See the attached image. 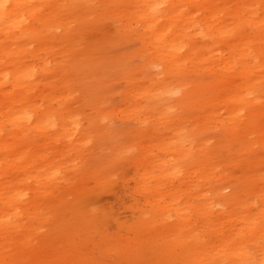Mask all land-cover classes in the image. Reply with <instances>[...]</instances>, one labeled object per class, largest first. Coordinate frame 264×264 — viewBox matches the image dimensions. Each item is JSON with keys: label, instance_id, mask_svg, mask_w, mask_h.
I'll use <instances>...</instances> for the list:
<instances>
[{"label": "rangeland", "instance_id": "obj_1", "mask_svg": "<svg viewBox=\"0 0 264 264\" xmlns=\"http://www.w3.org/2000/svg\"><path fill=\"white\" fill-rule=\"evenodd\" d=\"M55 1L53 24L0 35V237L41 264H264V0H180L223 21L154 27L180 47L198 27L175 77L126 1Z\"/></svg>", "mask_w": 264, "mask_h": 264}, {"label": "bare ground", "instance_id": "obj_2", "mask_svg": "<svg viewBox=\"0 0 264 264\" xmlns=\"http://www.w3.org/2000/svg\"><path fill=\"white\" fill-rule=\"evenodd\" d=\"M84 1L88 2L92 7L94 4H96L95 1H98V0H84ZM101 1L104 3L105 7L108 6L109 1H112L113 3L118 2V1H114V0H101ZM120 1H123V2L126 1V3H125L126 8H125V10H121V12L125 13V15L129 16L131 20H134V19L138 20L139 22L142 23V26L145 29H147V31H146L147 33L145 35H141V39L143 41V44L145 45L146 50L151 51L150 56L152 57V59H157V60H160L161 62L163 60L166 61L165 63L161 64L163 70L159 71V73H158L159 75L166 76V77H175L176 75H181V76L187 75L186 73H181L180 70L179 71H176V70H178V68H179V61L180 60H183L184 62L192 61V58L190 56V50H186L185 46L190 42H193L196 44L198 43V41L196 42L197 36L199 34V33H197L198 27L194 26V28H195L194 31L189 32V33H193V34H191L188 37V39H187V34L185 33L184 36H185L187 41H185L183 46L180 47L179 44L176 43V40H177L176 37H174L173 35L169 34V35H171V36H169L170 39L163 38L162 31H164V30L163 29L155 30L156 28H154V27L156 25H163L164 21L172 22V21L180 20L183 23L182 25L183 26L186 25V27H187L193 21H195V23L197 25L198 24L204 25L208 29H211V31L214 32L215 30L219 31L220 29L211 25V19H213L216 22H222L223 21L222 15L218 14L219 9H222L221 6H217L215 9H211V7H209L208 10L211 12V16L205 17V16H199L198 14H196L198 11L199 12L201 11V8H205L203 5H200L199 6L200 8H197L198 11L188 10V9L181 11L180 8L178 7V5L180 4L179 3L180 0H176L177 4L173 0L169 4V6L166 7L165 9H164V6H165V3L167 2V0L164 3L163 2L160 3V2L155 1V0H120ZM190 1H192L194 4H198V2H197L198 0H190ZM44 3L48 4V2H46V0H0V35H6L8 37H11L13 42H17L20 39V37L23 34H26L28 31L29 32L36 31L38 23H41V24L47 25V26L53 24L54 20L52 19L51 16H49V14H55L57 12L56 10L61 8L63 3L60 4L59 1H55V4L57 5L56 6L53 4V0H51V8H53V11L50 12L49 14H45V11L43 8ZM172 4H175L176 7ZM171 5L174 7H172ZM246 6H247V4H246ZM55 8H57V9H55ZM53 18H55V17H53ZM31 19H33L35 21V23L29 22V20H31ZM127 28H128V26H127ZM190 28H191V26L188 27V29L186 31H188ZM148 29H153V30H148ZM121 31L125 32L126 28L125 27L121 28ZM43 33H45L48 38L51 36V35L50 36L47 35V32L43 31ZM1 40L3 41V39H0V45L3 44V42ZM24 50H26V49H24ZM9 51H10V49H8V48L0 50V56H2V54L4 56ZM26 52L27 51H24V53H26ZM245 54H246V51L244 49H240V55L245 57ZM244 61L246 64L247 58H244ZM194 64H197V63L194 62ZM20 65H22V64H20ZM229 65L230 64H229L228 60L227 59L224 60V67L226 68ZM174 66L176 68H174ZM246 66H249V64H246ZM204 70H206V69H204ZM28 71H29V67L25 66L22 70H17V71L13 72L14 86H18V85L23 84L26 76L28 75ZM197 71H199V70H197ZM7 74H9V73H7ZM5 83L6 82L3 80V78L0 75V87H2ZM243 100H245V99H243ZM34 107H36V106L34 105ZM121 110H123V109H121ZM0 114L2 115L1 112H0ZM9 117L12 118L11 116H9ZM25 118L26 117L24 115H21V116H18V118L16 120L13 119V121H22ZM37 124H38V127H42L43 120L41 119L39 122H37ZM3 162L5 163V161H3ZM142 171H143V169H142ZM11 184H12V182H11ZM55 185H57V184H55ZM9 202H12V200ZM13 205L15 206V204H13ZM41 216H42V214H41ZM0 223H3V222L0 220ZM3 224L5 225L4 226V228H5L6 224L5 223H3ZM8 226H11V225H7V227ZM8 228H10V227H8ZM4 230L5 231L3 232V234H5V236H4L5 239L3 240V238L0 237V264H41L39 262V260L43 258V254L40 250H38V248H36L34 245L30 244L29 238L28 239H19L17 234H15L11 229H9V230L4 229ZM15 243L17 244L16 246H14V247L10 246V244L14 245ZM54 250H56V249H54ZM53 253H54V257H52V260H54L57 257V252L54 251Z\"/></svg>", "mask_w": 264, "mask_h": 264}]
</instances>
